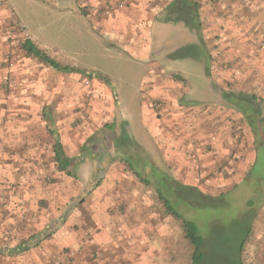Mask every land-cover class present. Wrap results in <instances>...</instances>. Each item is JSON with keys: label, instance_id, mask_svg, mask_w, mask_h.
Returning a JSON list of instances; mask_svg holds the SVG:
<instances>
[{"label": "rangeland", "instance_id": "rangeland-1", "mask_svg": "<svg viewBox=\"0 0 264 264\" xmlns=\"http://www.w3.org/2000/svg\"><path fill=\"white\" fill-rule=\"evenodd\" d=\"M230 1L203 0L200 11L203 27L200 31L185 30L183 24L161 22L153 28L154 25L146 20L143 24L135 23L139 12L132 16L135 20L130 21L127 8L125 12L107 16L104 10L112 0H106L96 8L81 4L76 10L63 0H6L8 8L0 1V16L5 15L18 34L5 50L4 58L9 69L11 61L16 65L22 57L24 51L21 46L27 39L24 35L26 31L30 37L37 38L47 46L51 51L49 55L56 50L54 55L58 60L88 71L86 74H76L75 97L79 100V107L75 128H79L77 132L81 135V143L77 153L72 155L74 164H92L97 178L94 188L105 182L110 174L109 167L115 163L119 175L134 176L137 179L136 187L143 190L140 194L148 196L146 203L155 204L154 214L160 216L162 225L169 224L168 220H171L170 225L176 223L178 226L177 264H191L193 248L185 240L180 223L166 215L154 188L147 186L134 173L141 153L133 143H138L144 149L155 167L172 176L167 164L159 160L161 148L153 132L171 135V142L179 147L181 156L177 170L196 160L195 153L184 149L190 145L199 144V149L210 147L209 151L214 152L212 167L207 170L208 176L217 175L221 168H225L221 177L226 180L230 176L232 181L224 185L226 188L220 194H208L202 189L210 197L219 199L218 209H210V200L200 211L190 206V216L197 215L198 220L204 223L201 227L204 237L212 236L216 226L234 233L243 230L245 220L247 223L251 221V192L242 187V183L256 159L252 132L240 114L227 107L206 104L216 98L223 100V92H239V89L248 92L252 84L250 74L218 70L207 76L203 64L192 58H177L183 53L180 49L199 44L201 37L206 54L216 57L214 65L220 64L219 57L223 51H226L224 58L237 54L232 47L234 41H246L245 51L253 53L254 59L261 55L260 60L264 61V26L255 28L260 23L256 18L250 22L243 19L238 22L236 18L239 15ZM73 11L81 12L89 23L76 22L72 17ZM160 16L163 18L164 13ZM179 37L184 39V43L172 48V43ZM249 59L250 55L246 61ZM260 78L264 79V74ZM11 79L15 81L14 76ZM68 81L67 76V84ZM124 129L128 140L122 136ZM205 132L215 134V143H208V139H205L208 133ZM219 132H224V147L221 146L223 133L221 135ZM217 145L221 147L219 154L222 159L219 160L215 158L216 155L220 156ZM128 160L132 162L131 166ZM122 183L116 185L117 191L123 192L129 187L126 181ZM110 187L113 188V185ZM131 187H135L133 182ZM3 195L0 194V211L3 208ZM119 200L124 208H128L129 202L125 197ZM141 213L146 215L145 211ZM215 220L218 222L214 223ZM242 258L244 264H264V206L253 222ZM58 259L54 263L59 262Z\"/></svg>", "mask_w": 264, "mask_h": 264}, {"label": "crops", "instance_id": "crops-1", "mask_svg": "<svg viewBox=\"0 0 264 264\" xmlns=\"http://www.w3.org/2000/svg\"><path fill=\"white\" fill-rule=\"evenodd\" d=\"M2 1L7 7L6 0ZM63 1L74 10L81 4L96 8L106 2ZM116 1L112 0V3ZM173 1L127 0L125 7L115 13L125 12L127 8L130 21L136 19L135 23L143 24L146 20L154 28L163 23L160 15ZM230 2L239 15L237 21L241 22L243 2ZM137 12L138 19H134L132 16ZM72 17L76 22L89 23L81 12L73 11ZM169 24L184 25L182 22ZM90 29L92 31L91 26ZM17 37L7 17L0 16V194H4L0 211V264H53L57 258L63 264H177L178 226L176 223L170 225L171 220L162 225L160 216L154 214L155 204L146 203L147 195L140 194L143 190L136 187L134 176L119 175L115 163L109 167L110 174L105 182L94 188L97 178L92 164H74L72 155L77 153L81 143L79 128H75L79 107V100L75 97L76 74L80 73L72 69L88 71L58 60L54 55L56 50L49 55L51 51L47 46L32 36V43L45 51L59 67L44 63L23 50L21 59L9 69L4 58L5 50ZM191 41L195 43L192 38ZM180 43H184L182 37L172 43V48L179 47ZM246 45V41H234L232 47L237 54L224 58L226 51H223L225 55L221 53L220 64L211 72L249 73L252 84L245 93L257 95L264 105V79L260 78L264 74V61L260 60L261 55L254 59L253 53L246 52ZM65 67L71 70L62 69ZM252 73L256 75L252 76ZM9 75L15 80L11 87L5 84ZM240 92L244 91L239 89L235 93ZM222 99L216 98L206 104L227 107L244 118ZM205 133H208L205 138L208 143H215V134ZM153 134L161 148L159 160L167 164L168 171L181 183L204 189L208 194H220L226 188L224 185L232 181L230 176L226 180L221 177L225 168L220 169L218 176H208L214 152L209 151L210 147L199 149V144L184 148L195 153L196 160L190 159V164L177 170L181 151L171 142L172 136L163 132ZM219 134L223 146L224 132ZM217 148L220 155L221 147L217 145ZM60 151L63 155L57 157ZM216 156L217 160L222 159V155ZM131 161L128 160L130 166ZM144 179H147L146 175L140 180ZM122 181H126L129 187L123 192L117 191L116 185L123 184ZM132 182L135 187H131ZM121 197L128 200V208L120 204ZM140 211H145L146 215Z\"/></svg>", "mask_w": 264, "mask_h": 264}, {"label": "trees", "instance_id": "trees-1", "mask_svg": "<svg viewBox=\"0 0 264 264\" xmlns=\"http://www.w3.org/2000/svg\"><path fill=\"white\" fill-rule=\"evenodd\" d=\"M203 0H174L164 12V17L161 19L163 23L182 22L184 25L193 31H200L203 27L201 21V2ZM238 1V0H237ZM240 1V0H239ZM243 2L244 11L241 12L243 21L250 22L257 19L260 23L255 28L264 26V0H241ZM220 2V0H219ZM245 25V23H243ZM264 33V28H263ZM22 49L34 55L44 63L53 67L59 65L45 52L37 48L32 41H25ZM193 50V51H192ZM181 55L177 58L187 59L192 58L198 63L204 65L207 76H211L215 58L212 54H206V47L202 38L199 39V44L185 46L180 49ZM66 71L71 70L69 67L62 68ZM80 74H86L84 71L73 70ZM180 79L183 78L179 76ZM183 81V80H182ZM223 98L229 102L238 112H240L247 127L251 129L253 136L254 152L256 159L244 177L242 187L250 189L251 200L250 209L252 208L251 221L247 223L243 230L229 233L224 227L216 226L213 228L212 236H203L201 234L202 222L198 220L197 215L193 217L191 214V205L200 211L207 206L210 200V209H218L220 204L218 198L210 197L205 194L200 188L188 186L177 181L168 172L158 169L153 164V161L144 149L138 144L133 143L136 149L141 153L138 156V168L134 173L140 179L144 175L147 179L143 182L147 186L154 188L159 200L164 206L166 215L174 217L179 223L185 240L193 248L191 264H244L243 253L245 243L250 237V231L259 210L264 206V105L263 101L255 94L245 92H223ZM126 133L123 132L124 138L127 139ZM144 154V156L142 155ZM61 151L57 157H61ZM157 171V173H156ZM212 207V208H211ZM248 213H246L247 215ZM194 219V220H193ZM215 220L214 223H217ZM241 223V220H240ZM212 230V229H211ZM211 236V238H210ZM211 239L213 241L210 243Z\"/></svg>", "mask_w": 264, "mask_h": 264}, {"label": "built area", "instance_id": "built-area-1", "mask_svg": "<svg viewBox=\"0 0 264 264\" xmlns=\"http://www.w3.org/2000/svg\"><path fill=\"white\" fill-rule=\"evenodd\" d=\"M126 3H127V0H118L114 3H111L109 6H106V8H105V10H104L105 15L111 16L113 13H115L117 11H121L125 7ZM24 35L27 38L26 41H28V40L32 41V37H30L28 32L25 31ZM262 47L264 50V45ZM10 65L12 67L15 65V63L11 61ZM6 84H7V87H11L14 85V82L12 81L11 77H9L6 80ZM54 264H63V261L60 260L59 262H56Z\"/></svg>", "mask_w": 264, "mask_h": 264}]
</instances>
